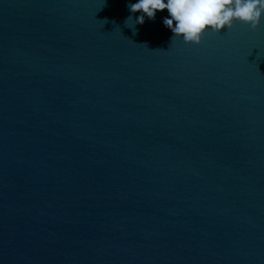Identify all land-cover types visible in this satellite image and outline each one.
<instances>
[{"label":"water","instance_id":"1","mask_svg":"<svg viewBox=\"0 0 264 264\" xmlns=\"http://www.w3.org/2000/svg\"><path fill=\"white\" fill-rule=\"evenodd\" d=\"M136 2L0 0V264H264V18Z\"/></svg>","mask_w":264,"mask_h":264},{"label":"clouds","instance_id":"2","mask_svg":"<svg viewBox=\"0 0 264 264\" xmlns=\"http://www.w3.org/2000/svg\"><path fill=\"white\" fill-rule=\"evenodd\" d=\"M128 9L133 14L140 13L134 19L135 31L145 18L154 20L158 11L167 10L163 24L173 33L172 43L181 37L185 43L199 44L206 32L219 34L234 23L256 30L264 18V0H138ZM131 19L129 16L125 24Z\"/></svg>","mask_w":264,"mask_h":264}]
</instances>
